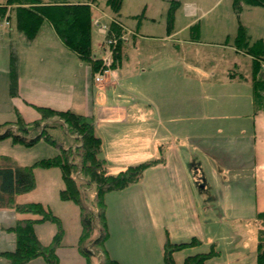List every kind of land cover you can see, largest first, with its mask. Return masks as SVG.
Segmentation results:
<instances>
[{
    "label": "crops",
    "instance_id": "crops-1",
    "mask_svg": "<svg viewBox=\"0 0 264 264\" xmlns=\"http://www.w3.org/2000/svg\"><path fill=\"white\" fill-rule=\"evenodd\" d=\"M96 9L93 8L94 16L98 13L109 18L106 13ZM117 19L120 20L118 15ZM10 24V27L0 25V48L3 49L0 51V74L3 79L4 76L8 77L9 84V69L13 58L17 72L15 96L22 93L21 88L23 89L24 86L34 91L41 87L43 93L47 94L48 90H53V87H42L46 82L38 75L39 71L36 68L39 65L45 64L47 68L60 75L73 69L70 65L72 63L78 70H82V93L77 100L75 98L77 96L73 94L76 92L58 91L56 95H46L43 100L48 104L42 105H47L56 111L68 110L92 117L95 135L101 139V157L102 155L105 157L102 158L106 161L109 172L113 169H121L117 164L125 159L141 161L145 143L154 138V131L157 129L159 137H165V133L169 132L167 124H175L179 119L180 114L176 117L178 111L175 102L171 103L173 108L166 113L158 100L160 96L165 97V92L162 91H166V75L169 77L168 80L171 78L172 81L168 83L172 88L167 90V96L176 99L179 86L176 80L180 79L182 70L176 67V64L180 65L179 57L173 59V66L168 65L165 70L161 66L151 64L150 61L145 62V56L140 54L141 51L137 49L135 40V47L123 49L125 60L121 66L112 71L106 82L96 83L91 67L82 63L74 53L62 45L49 24V27L43 31L45 24L43 22L32 41L27 40L17 30L13 16ZM191 25H188L189 30ZM135 28L140 31L139 25ZM94 29L92 44L96 35ZM177 35L178 32L173 29L166 38L173 39ZM15 40L20 41L24 46L21 54L24 55L22 61L25 59L24 64L29 69V71L25 69L28 77L23 75L17 57L15 58L13 52L9 50ZM141 46L140 42L139 47ZM40 47L43 49H37ZM149 58H153L151 53ZM86 67L88 72L85 70ZM138 67H140L139 71ZM236 78L240 77L234 73L228 78L202 87L203 90L212 92L206 93L205 119L210 122L209 129L212 130V135L220 137L212 141L206 157L207 162L201 163L191 156L183 157L178 148L179 141L174 144L171 142L159 144L163 146V164L147 169L139 183L105 195L108 238L104 242L103 253L100 250L99 256L93 259L91 264H99L103 256L119 264H163L162 247L166 234L173 244L189 243L193 238L203 243L209 240L207 238L209 233L205 231V227L210 223L205 225V219L213 213L218 220L217 224L223 225L225 221V224L232 223L233 227L255 219L256 214L259 213L256 205L258 187L260 186L264 192V160L261 155L260 161L259 154V151L264 152V142L257 143L259 132H264V112L233 113L241 109V101L244 97L241 87L243 82ZM156 89L158 93L155 92ZM110 93L112 96L106 99V95ZM246 95L248 97V92ZM250 98L253 112L252 86ZM246 106L248 107V101ZM197 107V101H193L190 111L195 113ZM240 120L251 121V124L245 127L240 124ZM152 121L157 122V128L154 130L150 126H145V123ZM222 122L225 124H221ZM216 124L218 125L215 126ZM229 124L233 126L230 127ZM129 125L134 126L125 128ZM121 127L124 128L118 130ZM215 128L217 130L214 132ZM244 134H251L249 140H240V136ZM71 140L74 141L72 138ZM74 145L76 143H72V146ZM152 145L155 153V146L158 148L160 146L156 141ZM125 168L122 167V170ZM191 170L194 172L192 173ZM246 171L248 175L245 174ZM224 172L228 174L238 172L241 176L237 179H227L222 176ZM56 191L57 194L61 191L60 186ZM24 195L26 194L16 197L17 204L31 203H19L18 197ZM45 199L49 201L50 198ZM59 202L54 201L58 212L57 209L54 211L51 208V204H47L51 212L60 219L64 230L63 240L56 250L59 264H87L76 247L81 232L79 208L70 202ZM28 217L17 215L12 209H0V264H9L2 254L15 250V236L11 229L14 228L17 220ZM55 233L56 227L51 223L35 226V234L43 245H48ZM28 264L46 263L42 259H37Z\"/></svg>",
    "mask_w": 264,
    "mask_h": 264
},
{
    "label": "rangeland",
    "instance_id": "rangeland-1",
    "mask_svg": "<svg viewBox=\"0 0 264 264\" xmlns=\"http://www.w3.org/2000/svg\"><path fill=\"white\" fill-rule=\"evenodd\" d=\"M49 1L52 0H44V2L52 3ZM55 1L90 3L92 9L98 8L99 12L102 11L108 15L109 18L102 15L100 16L98 13H95V16L93 15V19L98 22L97 27L95 26L94 29L93 26L92 28L97 35H95V37L93 36V58L95 57V60H101L102 67L103 63L106 62L110 67L109 73H102L101 71L103 68L99 69V72H97L102 76V82H106L113 71L111 67L116 43H114L110 31H108V24L110 25L112 21L120 25L123 31L121 36V62L118 67H120L125 60L124 48L135 47L134 44L136 42L137 49L139 48L141 51L140 54L145 56V62L150 61L151 64L161 66L165 70L166 66H173V59L180 58V65L176 64V67L182 69L180 79L176 80V82L179 83L178 91L176 87V99H171L167 96V90L172 88L168 85V83L172 82L171 78L168 80V75L165 76L167 79L165 83L167 85L165 86L166 91H162L165 92V97L159 95L160 99H158L160 100V106L166 113H169V110L173 108L171 103L175 102L177 104L176 111H178L176 112V117L180 114L179 119H177L175 124H167V131L169 132L165 133V137H159L158 130L156 129V121L145 123V126H150L153 130L156 129L157 132L155 130L154 138L150 139V142L148 141L145 143V151L142 153V157H140L141 161L125 159L117 164L121 169H113L112 172L108 171L110 174H116L120 172V170L122 171V167L125 168L126 166L127 168L158 158V146H155L154 150L156 149V152H153L152 143L154 141H156L158 145L166 142L174 144L179 141L178 148L183 157L191 156L194 160L197 159L201 163L207 162L208 160L206 157H208L207 154L211 147V143L214 140H218L219 136L217 137L215 134L212 135V130L209 129L211 128L210 122L205 119L207 115L205 109L206 93L212 92L210 90H208V92L207 90H203L202 87H204V85L216 83L218 80L228 78L229 75L234 73L242 75L245 80H240V78L236 79L243 82L241 87L244 92V97L241 101V109L239 111H233V113H253L250 98L252 86L251 57L246 56L242 52H237L233 45V40L237 33L239 23L247 29V34L251 42L260 39L264 40V8L243 7L242 12L236 14L232 7V0H181V7L175 12L172 28L168 32L167 10L169 4L164 0H122L121 9L118 13H114L106 5V0ZM5 2L6 0H0V5H4ZM117 15L120 20L117 19ZM12 16L15 19V6L8 7L5 17H0V20L8 21L9 24L5 27L11 26L10 19ZM105 19L108 20L105 21ZM191 23L193 24L191 25ZM137 25L140 26V31L139 29L138 31L136 30L135 27ZM188 25H191L190 30ZM47 27H49L48 23L45 22L42 30L45 31ZM102 28L103 32H100L99 30ZM173 29L178 32V35L168 40L166 36L170 34ZM94 34L95 33H93V35ZM56 41L59 43L58 40ZM140 42L142 43L141 48L139 47ZM12 45L13 47H9V50L13 52L15 58L17 57V63L21 67L23 75L28 77L25 73V69L27 71H29V69L24 64L25 59L22 61L23 54H21L24 46L17 40H15ZM37 49L42 50L43 48L40 47ZM1 50L3 49L0 48V51ZM149 53H151L152 59L149 58ZM70 65L73 69H70L68 73L63 72V75H60L56 71H52L51 68H47L45 64H41L36 68V70L39 71L38 75L40 78L46 82L42 87H53V90H48L50 94H44L41 87L34 91L30 89V87L24 86L23 89L21 88L22 93L18 91V93H20L17 97H11L7 80L8 77L4 76L3 79V76L0 74V125L7 124L6 127L0 129V134H3L6 129H11L14 134H17L16 129H18V126L14 124L17 121L18 114L23 121V126L29 129V131L32 127L30 123L39 120L38 127L35 130H31L26 137L34 138L40 134L39 132L45 129L46 133L63 149L71 148L74 150L76 146H79L80 144L78 142L80 139L78 136L68 135L64 124L63 127H61L62 121L60 119L52 117L45 121H41L39 119V113L33 108V105L51 108L47 105H42L48 104L44 103L45 101L43 99L46 98V95H56L58 91L66 92L67 90L72 91V93L76 92L73 94L77 96L75 97L76 100L78 99L79 94L82 93L83 71L78 70L73 63ZM263 67L264 63H261V68L263 69ZM139 68L140 67H138V71ZM85 70L88 72V67H86ZM262 71L264 72V69ZM74 75L76 76L75 78L73 77ZM135 84H138V82H135ZM157 90L158 89L155 90L156 93H158ZM247 92L248 97L247 95L245 96ZM109 96H112V94L106 95V99H108ZM158 100L155 101L157 102ZM193 101H197L198 104V110L196 112L194 111L195 113L190 111ZM247 101L248 107L246 106ZM80 115L85 116V114L82 113ZM217 123L220 122L217 121ZM221 124H225V122ZM240 124L249 127L251 121L249 122L246 120L243 122V120H240ZM217 125L218 124L215 126ZM132 126L134 125H129L125 128H131ZM229 126L232 127L233 125L229 124ZM234 127L237 128L236 126ZM123 128L124 127L118 128V130H122ZM146 130L145 128V131ZM216 130L215 128L214 132ZM249 136H251V134L241 135L240 140L244 139L247 141L249 140ZM70 137L74 139L76 145L72 146V143H75ZM257 139V143L258 141L264 142V132H259ZM59 154L60 149L57 146H52L43 140L31 148H26L20 144H13L11 138L0 141V155H4L5 157L8 156L7 158L16 165L18 164L17 166L19 167H28L40 160L53 158ZM259 154L260 161L262 159L264 160V152L259 151ZM102 157L105 158L103 155ZM72 159L78 162L74 155ZM191 172L193 173L194 171L191 170ZM245 174L248 175V171H246ZM222 176L227 179H237L240 178L241 173L235 172L228 174L224 172ZM35 181L36 189L28 195L26 194L18 197L19 203L42 202L44 206L51 204V208L55 211L57 207L54 205V201L60 203L59 193H56L57 187L60 186L61 190L64 187L60 171L55 168L49 170L36 169ZM257 190L256 205L258 212H264V192L260 186ZM46 197L50 198L48 199L49 201H46ZM213 215L214 213L205 219V225L210 223L205 227V231L209 233L207 236L209 240L203 242L198 247L187 249L176 254V263H182L188 256L208 253L213 248L216 252H219L220 256L212 258L204 264H256V247L258 244L259 229L257 221L254 219L252 221H246L244 224L241 223L239 226L236 224L237 227H233L232 223L228 222L225 224V221L223 225L217 224L216 221L218 220L216 216Z\"/></svg>",
    "mask_w": 264,
    "mask_h": 264
},
{
    "label": "trees",
    "instance_id": "trees-1",
    "mask_svg": "<svg viewBox=\"0 0 264 264\" xmlns=\"http://www.w3.org/2000/svg\"><path fill=\"white\" fill-rule=\"evenodd\" d=\"M169 4L167 10V31L174 22L175 12L181 7V0H164ZM106 5L114 12L121 9L122 0H106ZM15 6L16 28L27 40H33L43 22H47L55 32L62 45L74 53L82 63L91 67L92 76L102 69L101 60H95L92 53L93 9L90 3H69L66 1L47 3L44 0H6L0 5V17L4 18L8 7ZM236 14L243 7L264 8V0H232ZM109 31L116 39L112 69L115 70L121 62L123 34L122 28L116 22H111ZM237 52L251 57V82L253 97V113L264 112V40L251 42L247 29L240 23L233 40ZM240 79H244L239 75ZM10 95L17 93V72L14 59H11L9 69ZM33 108L39 113L40 120L45 121L56 117L62 121L68 135L78 136L79 146L74 150L63 149L57 145L46 130L34 138L26 135L38 127V121L30 123L31 130L23 126V121L17 114V134L6 129L0 134V141L11 138L13 144L31 148L40 141H45L60 149V154L49 159H43L28 167H18L9 158L0 156V209H12L17 215L29 216L16 221L11 232L15 236V250L2 254L9 264H28L42 259L46 264H59L56 250L61 245L64 230L61 221L51 210L41 203L17 204L16 197L32 192L36 187L34 172L38 170L59 169L63 181V189L59 192L62 202H70L79 208L81 232L76 244L87 264L103 251L104 242L108 238L105 221V195L124 190L137 184L143 178L144 172L156 165L164 163L163 146L158 148V158L129 166L116 174L108 172L106 161L101 157V139L95 135L94 120L71 111H56L46 107ZM7 124L0 125L6 127ZM35 127V128H34ZM75 156L73 160L72 157ZM258 223V244L256 247V264H264V212L256 214ZM51 223L56 227V233L48 245H43L35 234V226ZM202 243L192 239L189 243L173 244L168 235L162 247L163 264H177L175 255L187 249H193ZM103 253V252H102ZM219 252L213 248L205 254L186 257L180 264H204L206 261L219 257ZM99 264H119L103 256Z\"/></svg>",
    "mask_w": 264,
    "mask_h": 264
},
{
    "label": "built area",
    "instance_id": "built-area-1",
    "mask_svg": "<svg viewBox=\"0 0 264 264\" xmlns=\"http://www.w3.org/2000/svg\"><path fill=\"white\" fill-rule=\"evenodd\" d=\"M8 24H9L8 21H6V20H0V25L8 26ZM97 24H98V22L95 21V20H93V26H96L97 27ZM99 31L100 32H103V28L100 29ZM108 31H109V29H108ZM114 43H116V39H114ZM102 68H103L102 71H101L102 73H109L110 72V69H109L110 67H109V65H108L107 62L106 63H103V67ZM263 69H264V67H263ZM102 80H103V78H102V76L100 74L96 73L94 75V82L101 83Z\"/></svg>",
    "mask_w": 264,
    "mask_h": 264
}]
</instances>
